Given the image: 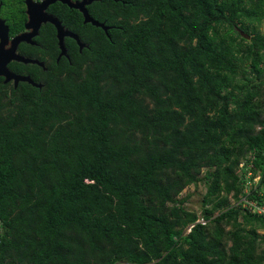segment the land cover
Masks as SVG:
<instances>
[{
    "label": "trees",
    "instance_id": "16d2710c",
    "mask_svg": "<svg viewBox=\"0 0 264 264\" xmlns=\"http://www.w3.org/2000/svg\"><path fill=\"white\" fill-rule=\"evenodd\" d=\"M91 12L107 34L68 9L89 48L0 88V264H264V218L230 200L247 152L264 171V0Z\"/></svg>",
    "mask_w": 264,
    "mask_h": 264
},
{
    "label": "flooded vegetation",
    "instance_id": "af4514ba",
    "mask_svg": "<svg viewBox=\"0 0 264 264\" xmlns=\"http://www.w3.org/2000/svg\"><path fill=\"white\" fill-rule=\"evenodd\" d=\"M69 1L76 4L84 0ZM99 1L101 0H93L85 6L92 17L94 16L91 10ZM43 3L44 6L41 7ZM34 6L37 8L40 6V11L35 17L31 18L29 11ZM68 9L77 10L82 16L83 23L88 24L84 22V15L79 9L71 7L68 3L63 2V0H0V62L4 66H1L0 70L2 67L3 71L7 68V71L11 74L30 76L34 80L33 71L38 74L39 72L47 71L54 65H61L62 59H69L70 50L74 49L73 42L80 52L85 48H89L83 47L81 49L76 39L65 36L63 41L67 54H62L56 25L51 21L43 20L46 16L57 18L65 29H70L77 33L81 41L89 44L78 32L66 24L65 16ZM38 23L40 25L36 27ZM108 26L112 27V25ZM18 37L22 39L16 41ZM15 54L37 60L38 62L24 63L18 61L14 57ZM23 82L26 81H19L16 84L15 77H11L7 81V76L0 75V88L15 89ZM37 83H41L42 86L44 85L43 82Z\"/></svg>",
    "mask_w": 264,
    "mask_h": 264
},
{
    "label": "built area",
    "instance_id": "2783aa9c",
    "mask_svg": "<svg viewBox=\"0 0 264 264\" xmlns=\"http://www.w3.org/2000/svg\"><path fill=\"white\" fill-rule=\"evenodd\" d=\"M256 159V152L250 150L240 160L236 172L239 175V184L242 191L238 194V197L233 198L232 204L242 206V208L248 209L252 214L264 218V189L262 183L264 171L256 168ZM196 223L206 224L207 220L204 217H200L195 223L187 227L186 232H191ZM262 234H264V229Z\"/></svg>",
    "mask_w": 264,
    "mask_h": 264
},
{
    "label": "water",
    "instance_id": "95a60500",
    "mask_svg": "<svg viewBox=\"0 0 264 264\" xmlns=\"http://www.w3.org/2000/svg\"><path fill=\"white\" fill-rule=\"evenodd\" d=\"M93 0H84L80 3H76V4H73L71 3L69 0H63V2L65 3H68L71 7H75L77 9H79L83 15H84V22L85 23H92L94 26H97V27H101L102 29H104L105 32H108V30L110 29V26L106 25L105 22H101L97 19H95L94 17H92L88 11V9L85 7L86 4H89L91 3ZM44 6V3L41 4V7ZM40 11V6L37 8L34 6V8H32L29 13H30V16L31 18H33V16L35 17L38 12ZM43 20L45 21H51L52 23H54L58 29V36H59V39H60V44H61V48H62V54H67L66 52V49H65V45H64V37L65 36H69L73 39H76L80 48L82 49L83 47H89V44H86L85 42L81 41V39L79 38V35L73 31H71L70 29H65L64 26L61 24V22L57 19V18H54L53 16H46ZM40 24L38 23L36 25V27H38ZM22 38L18 37L16 39V41L20 40ZM15 59L18 60V61H22L24 63H32V62H38L37 60H33V59H30V58H26V57H23V56H20V55H17L15 54ZM3 66L2 62H0V67ZM4 67V66H3ZM3 67L2 69L0 70V75H5L7 76V81L11 79V77H15V80H16V84L19 82V81H26L34 86H37L39 88L42 87V84L41 83H37L35 82L30 76H21V75H16V74H11L10 72L7 71V68L5 71H3Z\"/></svg>",
    "mask_w": 264,
    "mask_h": 264
},
{
    "label": "rangeland",
    "instance_id": "374dc122",
    "mask_svg": "<svg viewBox=\"0 0 264 264\" xmlns=\"http://www.w3.org/2000/svg\"><path fill=\"white\" fill-rule=\"evenodd\" d=\"M204 175L205 173H202V176ZM206 191H207V185L205 184L204 181H200L198 184H192L187 188H185L181 193V195L179 196V198L180 199L188 198L187 202L185 203L187 208L197 212L199 217H202L201 214L203 212V200ZM230 200L231 202H233V198H231ZM259 231L263 233V229H260Z\"/></svg>",
    "mask_w": 264,
    "mask_h": 264
},
{
    "label": "clouds",
    "instance_id": "9594fccd",
    "mask_svg": "<svg viewBox=\"0 0 264 264\" xmlns=\"http://www.w3.org/2000/svg\"><path fill=\"white\" fill-rule=\"evenodd\" d=\"M203 217V216H202ZM200 218V217H199Z\"/></svg>",
    "mask_w": 264,
    "mask_h": 264
}]
</instances>
